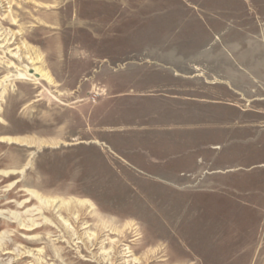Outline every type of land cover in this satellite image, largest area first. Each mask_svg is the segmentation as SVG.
Here are the masks:
<instances>
[{
  "label": "rangeland",
  "instance_id": "374dc122",
  "mask_svg": "<svg viewBox=\"0 0 264 264\" xmlns=\"http://www.w3.org/2000/svg\"><path fill=\"white\" fill-rule=\"evenodd\" d=\"M0 264H264V0H0Z\"/></svg>",
  "mask_w": 264,
  "mask_h": 264
},
{
  "label": "bare ground",
  "instance_id": "6f19581e",
  "mask_svg": "<svg viewBox=\"0 0 264 264\" xmlns=\"http://www.w3.org/2000/svg\"><path fill=\"white\" fill-rule=\"evenodd\" d=\"M7 42V44L9 45V41H6ZM33 61V60H32ZM40 74H42V76L48 81V82H50V83H52L53 82V79L51 78V75H49L48 73H46V72H44L42 69H40V68H38V69H36ZM21 75V74H20ZM20 79H24V80H30V78H28L26 75L25 76H21L20 77ZM9 140H10V138H9ZM11 141H15V142H21V143H24V142H27V140H25V139H18V138H13V139H11Z\"/></svg>",
  "mask_w": 264,
  "mask_h": 264
}]
</instances>
